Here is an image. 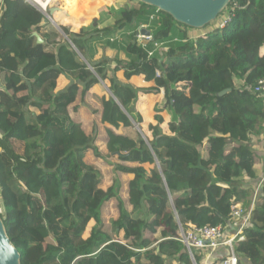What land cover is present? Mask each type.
I'll return each mask as SVG.
<instances>
[{"label":"trees","instance_id":"1","mask_svg":"<svg viewBox=\"0 0 264 264\" xmlns=\"http://www.w3.org/2000/svg\"><path fill=\"white\" fill-rule=\"evenodd\" d=\"M115 1L117 8H102L114 25L100 29L94 20L78 33L61 26L65 40L45 29V14L25 0H0V74L10 80L0 89V218L21 264H193L171 234L157 243L158 231L221 226L226 235L233 207L248 212L253 203L245 242H235L234 250L240 264H264V180L254 199L238 182L264 174V161L227 138L264 128V98L249 91L264 78V0H232L218 18L232 15L231 23L209 25L195 41V29L169 14ZM93 2L89 16L110 0ZM144 27L154 42H138ZM155 43L173 49L167 60ZM99 47L123 52L127 60H96ZM76 51L84 58L80 69L65 70L61 57ZM62 76L71 83L58 91ZM139 76L152 86L136 87L131 80ZM100 81L109 82L104 119L115 128L133 132L143 124L137 109L142 97L163 91L166 100L155 110L151 136L138 134L112 154L135 167L130 208L111 225L102 222L101 211L114 189L104 190L102 171L86 162L89 151L101 157L97 133L87 134L71 117L78 95L85 97ZM200 252L193 251L196 264H202Z\"/></svg>","mask_w":264,"mask_h":264},{"label":"rangeland","instance_id":"2","mask_svg":"<svg viewBox=\"0 0 264 264\" xmlns=\"http://www.w3.org/2000/svg\"><path fill=\"white\" fill-rule=\"evenodd\" d=\"M125 1H127V3L129 5H132V6L137 4L136 1H131V0H125ZM79 5H81V4H79ZM53 10H55V5L53 6ZM91 12H93V9ZM46 13L50 18L47 17L48 22L44 26L45 29H48L50 31H57L62 36L63 39L68 40V38L62 32L61 26H59L58 23L54 22L53 15H52L50 9H48ZM68 13H69V15H67V16H69L70 18H73L72 16H74V14L70 10L67 9V12H65V15ZM53 14H55V11L53 12ZM71 14H73V15H71ZM71 31H72V29H71ZM139 41H140L139 43H141V44L142 43H145V44L148 43V40H145V39H141ZM163 45L164 46H162V49H160V50H162L161 53L164 56L165 60H167L168 59V53L169 52L171 53L173 51V49L170 48L167 45V43H165V44L163 43ZM76 55H78V56H76ZM76 55L75 56L79 59V61H84V58L81 56V54L78 51H76ZM116 58L120 59L119 54H118V56H116L113 59H116ZM124 60H127L126 56H125ZM100 83L102 86L101 87L102 91L105 92V94L110 95L112 97V94L110 93V90H109V82L100 81ZM161 95L163 97L162 100H161V97H159V96H155V98L148 96V98H147V99H149L148 104L150 106L153 105V103H154V114H155L156 109L161 110V109H164V107H165L166 100H165L163 91L161 92ZM85 97L81 98V101H79L78 105H81L83 108H85L86 110L91 112L92 118H91V115H87V114H90L88 111H87V114L84 116V118H79V116L74 115V113H73V115H74V119L76 121L84 119L83 121H84L86 128H87L86 130H88V131L92 130L91 132H89L90 134H94V132L97 133L96 134L97 135V142L95 143V145H96L99 153L101 154V157L98 158L95 156V153L93 151H89L87 156H86V162L90 165L96 166L97 168H99L102 171V173H103L102 188L104 190H108L110 188L114 189V194L108 199V201L106 202V204L104 205V207L102 208V211H101L102 222L105 223L106 225H111L114 222L119 221L123 207H127L128 209L130 208L128 206V197H129L128 196V183H129V180L134 176L133 173H131V170L133 169L134 164L124 163L112 154L114 153L116 148H118L120 146H123V147L131 146L137 140L138 134H140L142 137H144V139L146 136L150 137L151 136V128H152V126L156 125V122L152 123L155 125H152V124L148 125L145 122H143V124L141 126L135 125L134 131L130 132L131 130L128 131V129L124 128L123 126H120L119 128H115L111 124L107 123L103 117L102 118L103 124H107V125L109 124L108 125L109 127L107 126L108 128L104 134V137L102 135L100 137V134H98V129H100L99 124H97L96 127H93V124H96L97 122L100 121V118H101L100 111L102 108L104 109V107L100 101H96V100L91 101V98H88V97L85 98ZM159 99L161 101H159ZM94 109H97V111H95ZM71 110H72V108H71ZM104 112H105V110H104ZM104 112H103V115L105 116ZM167 114H169V111L164 112V117H165L166 122L168 120ZM99 132H100V130H99ZM233 136L234 135H232V134H228L227 138H229L233 142H238V143L242 144L243 146L245 145L249 151H252V152L258 154L259 157L262 159V161H264V128L261 130H256L251 135H244V134L239 133V135H236V137L234 139L232 138ZM102 137L103 138L108 137L109 141H107L106 148H104L103 145H99V146L97 145L102 140V139H100ZM262 165H263V162H262ZM263 180H264V174L260 175L258 178L257 177L254 178V179H250L247 177L241 178L238 180V182L241 185H243L245 188L249 189V192L254 199V197L257 193L256 185L261 184L263 182ZM252 209H253V207H251L250 210H252ZM3 212H4V208L2 206V202L0 199V213H3ZM177 221H178V219H177V217H175L173 219V223H177ZM181 233H182L181 228L179 230H174L173 228H170L168 230L162 229V230H159L158 233L155 235V239L157 240V243H160L162 240H164L166 237H168V234H171L174 238H178V237H180ZM85 237H88V232L85 234ZM192 263L196 264L195 261H192ZM176 264H182V263H181V261H178V262L176 261Z\"/></svg>","mask_w":264,"mask_h":264},{"label":"crops","instance_id":"3","mask_svg":"<svg viewBox=\"0 0 264 264\" xmlns=\"http://www.w3.org/2000/svg\"><path fill=\"white\" fill-rule=\"evenodd\" d=\"M93 3H94L93 0H58L56 5H55V10H52L53 12L55 11V14H53L51 12L52 15H53V20H54L55 23H58L59 26L68 27L70 30L72 29V31L75 32V33L80 32L83 28H89L93 24L94 20H99V28L100 29L114 25V21H115L114 18L109 15L110 14L109 12L102 11V8L103 7H109V8L115 7V8H117L116 1L115 0H110V2L107 5L98 7L96 9L95 13L92 14L91 16H89L90 12L93 9ZM79 4H81V5H79ZM67 9L70 10L75 15H78V14H80V15L77 16V18L75 20L70 18L69 16H67V15H69V13L66 14V15L64 13V15H63L62 12L63 11L67 12ZM56 16L61 18L60 20H62V21H57L56 20ZM64 19H66V20H64ZM204 31L205 30H193V32H191L192 36H193L192 40L195 41L196 39H198V37L201 36ZM117 36L118 35L116 34L114 36V38H116ZM176 41H177V39H176ZM118 54H119V57H120L121 60L125 59L126 55L123 54V52H118L117 50L111 49L110 47H102V48L100 47L98 49V54H97L95 59L98 60L103 55L108 57V58H110V59H113L116 56H118ZM76 56H78V55H76ZM76 56L72 55L69 58L61 57L60 65L65 70H68V71H75V70L80 69L81 66L79 64V59ZM261 57H262V60L264 62V47L261 50ZM117 77H118L119 80L123 81L124 80V73L123 72L117 73ZM9 81L10 80H9L8 75L6 73H1L0 74V89L3 88V86H5ZM131 82L138 88H149L150 86H152L151 83H147L145 81L144 76L133 77ZM70 83H71V79L70 78H68L66 76H62L60 78L59 82H58L57 90L58 91L65 90L69 86ZM101 87H102L101 83H99L98 85L94 86L86 94V97L91 98V101H95V100L96 101H100L102 103V105H103V101L104 100L109 101L111 96L105 94V92L102 91ZM148 96H151L153 98H155V96H159V97H161V100H162L163 97L160 94V95H147V96H144V97L141 98V101H140L137 109H138L139 113L142 115V117L144 119V122L147 123L148 125H150V124L155 122V120H154L155 114H154V103L151 106L148 104V102H149V99H147ZM82 97L83 96L81 94L78 95L76 103L71 107L72 108L71 117L73 118V120L75 122H77V123L82 125V127L84 128V130H85V132L87 134H90L89 132H91L92 130H90V131L86 130L87 128H86V125H85V123L83 121L84 119H81V120H78V121H76L74 119V115H78L79 118H84V116L87 114L88 110L83 108L81 105H78L79 101H81ZM161 100L159 99V101H161ZM94 110L97 111V109H94ZM32 111H34L36 113L38 112L35 109H32ZM165 111H168V110H165ZM103 112H104V109L102 108L101 111H100V113H101V118H100V121H99L100 123L97 122L96 124H93V127H96V125L99 124V128L100 129H98V134H100V137H101V135L104 137V134H105L107 128L109 127L108 126L109 124L108 125L107 124H103V122H102V118L104 117ZM73 113H74V115H73ZM89 113L90 114H87V115H91V118H92V113L91 112H89ZM167 115H168L167 116L168 120H167V122L165 120V124H167L170 121V119H171L170 113L167 114ZM163 116H164V113H163ZM164 119H165V117H164ZM152 125H155V124H152ZM99 130H100V132H99ZM103 137L100 138L102 140L97 145L98 146L99 145H103L104 148H106L107 141H109V140H108V137H106V138H103ZM134 167H135V165H134ZM260 186H261V184H259L258 189H259ZM227 231H228V233L226 234V238H230L231 235L233 234V230L231 231L230 229H228ZM238 242L239 243L240 242H245V238H243L240 241H237V243ZM202 252H204V253H201V252L199 253V255L202 256V264H213L216 261L224 260L229 255V249L227 247H220L216 251L217 253L215 252V254L211 255V256L208 255L207 251H202ZM176 261L178 262L180 260L176 259V260L172 261V264H176ZM239 262H240V259H239Z\"/></svg>","mask_w":264,"mask_h":264},{"label":"built area","instance_id":"4","mask_svg":"<svg viewBox=\"0 0 264 264\" xmlns=\"http://www.w3.org/2000/svg\"><path fill=\"white\" fill-rule=\"evenodd\" d=\"M25 1L33 5L37 9H39L42 13L45 14L46 17L49 18V16L46 13L47 9H43V7L36 0H25ZM41 1L47 2L48 0H41ZM218 21L219 20H217L216 23ZM231 21H232V15H228L226 20L220 23L218 22L220 29L226 28V26L229 23H231ZM141 39L148 40V42H154L152 35L147 37L142 35L141 31H139V33L137 34L138 42H140L139 40ZM142 44L145 45V43ZM162 46H163L162 43L161 44L155 43L156 49H160ZM151 55L152 54H150V56ZM156 76L157 77L161 76L159 71L156 72ZM249 91L252 92L253 94L258 95L259 97L264 98V78L260 79L258 83L253 87H250ZM253 206L254 203L252 207ZM251 213L252 210L246 212L240 204L235 205L233 207L232 212L230 214V223H229V228L233 230V234L231 235L230 238H226V235L222 227L217 226V227H205L200 229L192 228L187 231L181 228L182 233L180 237L176 238V240L180 241L185 246L192 261H195L193 251L196 250L207 251L208 255L211 256L214 255L215 252L220 247H227L229 249V255L224 260H222L220 264H240L239 258L235 254L234 243L244 238L243 233L246 226L250 222Z\"/></svg>","mask_w":264,"mask_h":264},{"label":"water","instance_id":"5","mask_svg":"<svg viewBox=\"0 0 264 264\" xmlns=\"http://www.w3.org/2000/svg\"><path fill=\"white\" fill-rule=\"evenodd\" d=\"M139 3L154 7L159 11L169 14L176 23L195 30H203L215 23L228 9L232 0H134ZM50 18V17H49ZM144 36H151L146 28L141 30ZM38 43L43 40L34 33ZM223 92L221 95L226 94ZM0 264H21V255L11 242L4 221L0 218Z\"/></svg>","mask_w":264,"mask_h":264},{"label":"bare ground","instance_id":"6","mask_svg":"<svg viewBox=\"0 0 264 264\" xmlns=\"http://www.w3.org/2000/svg\"><path fill=\"white\" fill-rule=\"evenodd\" d=\"M42 7L43 9H50V11L53 13V4L55 3L54 0H48L47 2H43L41 0H36Z\"/></svg>","mask_w":264,"mask_h":264}]
</instances>
